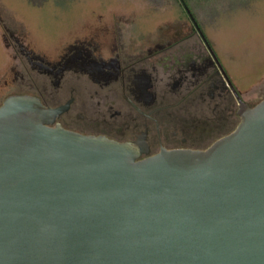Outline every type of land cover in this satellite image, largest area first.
<instances>
[{
    "label": "water",
    "instance_id": "1",
    "mask_svg": "<svg viewBox=\"0 0 264 264\" xmlns=\"http://www.w3.org/2000/svg\"><path fill=\"white\" fill-rule=\"evenodd\" d=\"M60 112L0 106V264H264V99L210 149L143 160Z\"/></svg>",
    "mask_w": 264,
    "mask_h": 264
},
{
    "label": "flooded vegetation",
    "instance_id": "2",
    "mask_svg": "<svg viewBox=\"0 0 264 264\" xmlns=\"http://www.w3.org/2000/svg\"><path fill=\"white\" fill-rule=\"evenodd\" d=\"M177 2L191 26L157 38H124L119 30L69 38L51 57L12 38L21 59L11 71L24 89L13 95L60 109L50 128L126 145L136 160L210 149L239 126L243 104L254 106L231 82L186 0Z\"/></svg>",
    "mask_w": 264,
    "mask_h": 264
},
{
    "label": "rangeland",
    "instance_id": "3",
    "mask_svg": "<svg viewBox=\"0 0 264 264\" xmlns=\"http://www.w3.org/2000/svg\"><path fill=\"white\" fill-rule=\"evenodd\" d=\"M186 2L231 82L257 105L264 99V0ZM182 25L191 23L177 0H47L39 7L0 0V106L24 92L11 71L21 59L12 38L51 57L69 38H109L118 30L124 38H157Z\"/></svg>",
    "mask_w": 264,
    "mask_h": 264
},
{
    "label": "trees",
    "instance_id": "4",
    "mask_svg": "<svg viewBox=\"0 0 264 264\" xmlns=\"http://www.w3.org/2000/svg\"><path fill=\"white\" fill-rule=\"evenodd\" d=\"M47 0H28V2L33 6H41L43 3H45Z\"/></svg>",
    "mask_w": 264,
    "mask_h": 264
}]
</instances>
